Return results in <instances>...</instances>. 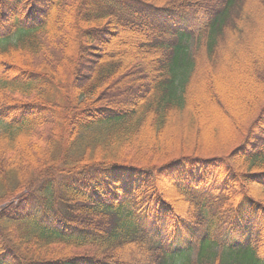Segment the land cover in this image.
Here are the masks:
<instances>
[{
    "label": "trees",
    "instance_id": "obj_1",
    "mask_svg": "<svg viewBox=\"0 0 264 264\" xmlns=\"http://www.w3.org/2000/svg\"><path fill=\"white\" fill-rule=\"evenodd\" d=\"M262 14L0 0V264H264V100L210 140L199 115Z\"/></svg>",
    "mask_w": 264,
    "mask_h": 264
},
{
    "label": "rangeland",
    "instance_id": "obj_2",
    "mask_svg": "<svg viewBox=\"0 0 264 264\" xmlns=\"http://www.w3.org/2000/svg\"><path fill=\"white\" fill-rule=\"evenodd\" d=\"M256 24L258 26V28H263L264 27V14H262L261 16H257L256 17ZM15 37L14 34L11 35V37L9 39H13ZM243 47V46H242ZM238 54L239 56H241V54L243 55H247L246 57H249L248 59L244 60H239L237 62L232 63L231 65L235 64L236 67V71L237 72H241V73H236V71L234 72H230V73H223L221 74L220 78L215 79V86H214V92L210 91L209 87L207 88V97L205 98L207 101V103H213L214 101V94L216 93L219 97L223 96L225 94V92L229 91L231 86H236V87H240L243 85H249L248 83H250L252 76L248 73L249 69H252L253 65H260L263 66L264 65V49L263 48H256L253 46V43H250L249 45L244 46V48H240V50H238ZM241 62V65H239V63ZM259 62V63H258ZM233 68V66L231 67ZM229 69H230V65H229ZM242 69V71H241ZM233 69H230V71ZM209 89V90H208ZM260 93L255 91H249V90H245L244 87L242 89H238L237 91H235L233 94H231V97H226L225 101H223L224 105L221 106V109L219 111L216 110V115H221L222 113L224 114H232L234 113V109L236 108V106H238L237 108V115H241V114H247L250 113L252 111V114L250 115V118L252 115H254L252 109H254V107L252 108L251 105H249L250 103H252V101H254L256 99V101L258 102H262L264 100V86L261 88L260 87ZM203 99V98H200ZM208 103V104H209ZM214 104V103H213ZM243 105V106H242ZM249 105V106H247ZM252 108V109H251ZM245 114V116H246ZM200 117H201V121H206L209 120L210 118H213V114L211 112H207L204 110H201V112L199 113ZM249 115V114H248ZM217 117V116H216ZM247 117V116H246ZM246 122V120H245ZM229 124V129L226 130L227 132L235 129L238 130L237 127H239V125H237L236 123L231 122L228 123ZM243 126V125H242ZM214 127H210L208 126V130L205 131L207 137V140H210L211 138H214V136H212L213 134L210 133V129ZM224 135V134H223ZM226 135V134H225ZM236 135H233V137L235 138ZM223 137V136H221ZM232 137V136H229ZM237 138V136H236ZM222 139V138H221ZM222 141V140H221Z\"/></svg>",
    "mask_w": 264,
    "mask_h": 264
},
{
    "label": "bare ground",
    "instance_id": "obj_3",
    "mask_svg": "<svg viewBox=\"0 0 264 264\" xmlns=\"http://www.w3.org/2000/svg\"><path fill=\"white\" fill-rule=\"evenodd\" d=\"M253 42V46L256 48H263L264 49V28H262L260 31L255 33V36L252 39ZM238 71V70H237ZM236 73H241L240 71ZM242 71V69H241ZM244 87L245 90H249V91H255V89L250 88V86L247 85H243L240 87H236V86H231L230 90L225 92V94L223 95V100L225 101V98L227 97H231V94H233L235 91H237L238 89H242ZM256 100V99H255ZM243 106V105H242ZM206 108V107H205ZM237 108L238 106H236V108L234 109V113H230V114H224L222 113L221 115H219V117H223L222 119L226 120L227 122H233L237 120ZM207 110V112H211L213 114V118H210L209 120H206V123L208 126L213 127L215 126V124L218 123V120L216 119V110L219 111V108H215L213 107L211 104L207 105V108L205 109V111ZM252 117V116H251ZM254 117V115H253Z\"/></svg>",
    "mask_w": 264,
    "mask_h": 264
}]
</instances>
